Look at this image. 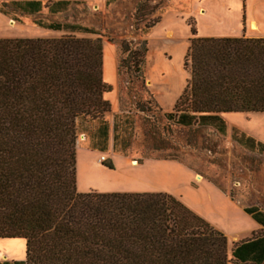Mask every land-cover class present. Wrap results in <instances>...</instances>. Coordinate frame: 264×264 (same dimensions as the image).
<instances>
[{"label":"trees","instance_id":"trees-1","mask_svg":"<svg viewBox=\"0 0 264 264\" xmlns=\"http://www.w3.org/2000/svg\"><path fill=\"white\" fill-rule=\"evenodd\" d=\"M68 4L55 1L47 12ZM10 5L27 14L40 8L36 0ZM34 25L93 33L76 23ZM187 41L189 78L165 119L183 127L214 123L222 135L220 113L264 112V37H198L191 30ZM117 48L116 72L124 67L143 87L144 40L120 39ZM108 91L98 37L0 38V239L23 241L22 259L0 264H227L224 235L173 196L75 192L74 138L95 122L89 147L104 151L99 117ZM111 131L113 151L114 124ZM231 140L241 145L234 132Z\"/></svg>","mask_w":264,"mask_h":264},{"label":"rangeland","instance_id":"rangeland-1","mask_svg":"<svg viewBox=\"0 0 264 264\" xmlns=\"http://www.w3.org/2000/svg\"><path fill=\"white\" fill-rule=\"evenodd\" d=\"M11 1L0 0V38H56L57 31L34 22L57 21L79 24L93 32L82 33L83 38L99 39L100 78L109 86L101 94L108 109L99 117L106 123V141L103 152L90 149L95 122L86 123L75 135V192H164L207 223L216 220L227 226L235 223L239 209L230 198L240 206L264 210L260 152L243 149L207 127L173 124L163 117L145 82L139 87L124 67L116 72L114 84L117 42L124 39L136 45L144 40L143 80L150 81L151 88L176 91L177 99L189 78L185 53L191 30L198 37L229 36L237 27L245 36L264 34V0H115L107 5L103 0H69L62 13L41 10L21 17ZM155 17L157 22L142 31L141 26ZM249 19L257 20L256 29H249ZM225 119L264 142V112L230 113ZM103 161L110 168L102 166ZM197 176L202 181L197 182ZM22 245L21 238L1 239L2 259L20 257Z\"/></svg>","mask_w":264,"mask_h":264},{"label":"crops","instance_id":"crops-1","mask_svg":"<svg viewBox=\"0 0 264 264\" xmlns=\"http://www.w3.org/2000/svg\"><path fill=\"white\" fill-rule=\"evenodd\" d=\"M16 2H23V1H30V0H14ZM40 3V8L37 12L27 14L19 10L18 8H14L16 16L21 17V15H34L36 13H39L41 10H44L48 14H59L64 11H66L69 6V4L66 5L63 9H58V5H52L53 6V12H47V6L55 1H61V0H36ZM103 0V5H104ZM18 7L21 9L22 7L27 10V8H30L28 5L24 4H18ZM44 22H56L57 21H44ZM248 26L250 25L249 29H253L251 27V24H254V29L257 27V20L256 19H249ZM237 32L234 34H231L229 36L225 37H264V34H260L257 36H245L242 35V32L239 33V28H236ZM58 35L62 34H69L74 37L83 38V34L80 32H69V31H57ZM44 36V37H49ZM116 80V69L114 65V84ZM145 87L148 93L150 94L153 102L155 105L159 108V111L161 113H168L172 112L173 105L176 101V91L170 92L168 89L164 90H157L155 88L150 87V81H145ZM106 84V83H105ZM108 85V84H107ZM230 113H245V112H227V113H220L219 117L222 120V128H223V134L222 136H228L231 139V134L234 132L236 138L240 141L241 148L249 150V151H259L260 147L259 145H264V142L258 140L257 138L251 136L250 134L240 130L237 126L228 124L225 115ZM246 113H252V112H246ZM192 126L197 127H207L212 130H214L216 133L217 130L215 128V124H206V125H196V123H193ZM219 134V133H218ZM221 135V134H220ZM236 143V142H235ZM260 154L264 156V147L260 151ZM230 198V197H229ZM231 201H233L238 206V213L235 215L236 219L235 223L233 225H228L226 223H219L216 220H209V224L219 232H221L225 239H226V254L228 258L227 264H264V210H261L260 208L254 207L252 205L248 206H240V204L237 202L235 198H230ZM243 208H251V213H246L243 211ZM1 240V239H0ZM23 244V241H22ZM23 246V245H22ZM234 248H237L235 251V256H233L231 253ZM23 249V248H22ZM23 257V251L22 255L19 257H12L2 259L3 257L0 255V262L1 261H14V260H21Z\"/></svg>","mask_w":264,"mask_h":264},{"label":"bare ground","instance_id":"bare-ground-1","mask_svg":"<svg viewBox=\"0 0 264 264\" xmlns=\"http://www.w3.org/2000/svg\"><path fill=\"white\" fill-rule=\"evenodd\" d=\"M251 27L254 29L255 27H254V24H251ZM201 180V177L200 176H197L196 177V181L198 182V181H200ZM202 181V180H201Z\"/></svg>","mask_w":264,"mask_h":264}]
</instances>
